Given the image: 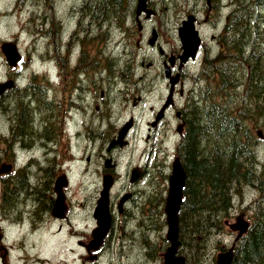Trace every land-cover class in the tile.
<instances>
[{
	"label": "flooded vegetation",
	"instance_id": "af4514ba",
	"mask_svg": "<svg viewBox=\"0 0 264 264\" xmlns=\"http://www.w3.org/2000/svg\"><path fill=\"white\" fill-rule=\"evenodd\" d=\"M22 1L19 0L20 5ZM41 1L47 3L45 9L49 6L48 16L46 10L42 16L48 23L45 31H41L47 38L46 52L42 54L45 67L27 73L8 69L0 79L13 82L0 92V108L6 116L3 139L7 144L0 163V248H5L0 264H12L5 254L7 241L2 243L8 230L19 228L35 233L46 222H58L60 230L64 224L70 230L73 227L68 186L62 189L61 215L53 214L57 196L53 176L64 167L58 162L63 147L69 148L75 157L82 154L79 141L90 137V123L98 125L95 131L101 139L109 141L107 149L111 153L134 141L141 156L147 154L148 158L144 163L131 161L123 167L121 197L113 190L121 177L120 160L103 162L101 189L104 175L112 177L110 226L98 239L99 223L92 212L94 223L78 240L82 250L78 264H114L117 251L137 252L143 263L163 264L161 253L168 240L163 232L158 235L157 227L151 224L153 171L162 170L167 185L171 170V160L166 158L170 153L169 142H175L176 152L185 129L186 100L197 92L206 62L221 48L218 36L223 33L233 2L147 0L144 9L138 10L136 3L129 7L121 23H111L106 33L103 19L96 21L90 16L84 0H72L64 9L59 7L60 0ZM183 28L198 38L193 54L184 53ZM47 64L50 66L46 67ZM115 91L123 97L121 105L119 102L117 105L120 95L113 94ZM157 96L158 102H152L151 98ZM136 109L151 114L145 124L138 121ZM143 126L145 135L141 134ZM142 137L146 143L139 148ZM73 139L78 149L71 142ZM151 141L159 144L155 149L159 158L151 157L153 150L148 151ZM105 146L101 144L98 153L108 158L112 154L102 151ZM88 147L89 144L84 146L85 154ZM46 172L52 174L50 181L44 178ZM144 186H150L148 196ZM248 224L247 221L245 229ZM165 225L163 222L162 229ZM72 234L69 232L70 238ZM52 264L71 263L52 261Z\"/></svg>",
	"mask_w": 264,
	"mask_h": 264
},
{
	"label": "trees",
	"instance_id": "16d2710c",
	"mask_svg": "<svg viewBox=\"0 0 264 264\" xmlns=\"http://www.w3.org/2000/svg\"><path fill=\"white\" fill-rule=\"evenodd\" d=\"M232 2L218 36L221 48L206 62L197 92L186 100L185 129L176 148L187 174L179 210L187 264H201L212 244L222 249L224 220L238 205L246 208L242 200L250 184L262 195L252 202L247 229L233 240L232 264H264V162L257 151L264 143V0ZM135 3L84 0L87 13L103 19L106 27L121 23ZM51 176L46 172L44 178ZM165 176L162 170L154 174L149 200L151 224L160 228L166 223Z\"/></svg>",
	"mask_w": 264,
	"mask_h": 264
},
{
	"label": "rangeland",
	"instance_id": "374dc122",
	"mask_svg": "<svg viewBox=\"0 0 264 264\" xmlns=\"http://www.w3.org/2000/svg\"><path fill=\"white\" fill-rule=\"evenodd\" d=\"M71 2L72 0H60L59 7L64 9L67 5L71 4ZM46 4L47 3L41 0H23L21 5L19 0H0V79L5 76L8 69H20L23 73H27L33 69L45 67L42 65V54L46 52L47 38H44L41 35V31H45V26L48 23L47 20L42 19L45 10L46 15L48 16L49 14V6L45 9ZM41 20H43V23H41ZM5 40L16 41L18 49L22 55L24 54L23 61L14 68L9 66L1 48V45ZM49 66L50 65L47 64L46 67ZM115 93L116 91L113 94ZM116 95L120 94L116 93ZM117 98V105L118 102L121 105L123 97L120 95L117 96ZM151 101L158 102V96L151 98ZM116 111L118 113L120 112L119 107L116 108ZM135 111L137 112L138 121H141L144 124L151 116L149 113H141L138 109ZM123 112L126 113V111H122V113ZM5 124L6 116L3 114L2 108H0V163L1 159L4 158V149L7 147V144L3 139ZM144 126L142 127V135H145ZM96 128L98 129V125L96 124L90 123L88 125V132L91 138L85 137L86 139L82 138L79 141V147L83 150L79 157L72 155L70 149L67 147L61 149L62 154L58 157V162L64 167L60 168L53 176V179H56L65 172L68 178L67 201L72 204L71 219L73 227L70 230V226L64 224L62 230H60L58 222L53 224H48V222H46L42 223L39 231L35 233H26V230L21 231L19 228L8 230L7 236L3 237L2 243L7 241L5 245L7 246L8 251L5 254L12 264H52V261H56L57 263L61 261L78 264V262H80L78 257L82 254V250L78 247V240L82 238V235L85 232L88 233L86 230H90L94 223L91 215L93 212V202L96 201L95 198L99 195V191L101 190L103 162L108 160L112 163L114 162V159L120 160L121 177L113 189L115 194H120V197L123 194V189L121 188L123 183L122 180L125 178L123 167L131 161L134 164L138 161H142L143 163L146 162L145 160H147L148 155L145 154L141 156V150L134 147V141H131V143L125 147H120L119 150H116L113 153L108 151L107 148L110 145L109 141L101 139L95 131ZM173 129L174 128H172L170 132H172ZM144 139L145 137H142L140 142L141 146L139 148H143L145 145L146 142ZM71 142L76 144L77 149L79 148L75 139ZM169 143L170 153L166 151L168 153L166 158H170L172 161L175 156V151H173L175 142ZM63 144L66 145L67 141H63ZM87 144H89V147L85 154L84 146H87ZM101 144L106 145L104 148L102 147V151L107 152L109 155L112 154V156L106 158L105 155L103 156L98 153ZM158 147L159 144L156 141L148 143V151L153 150L151 157H160V153L158 152L156 154L157 151L155 150ZM257 151L261 160L264 162V143L258 145ZM154 174L156 173L153 171V181ZM144 189L147 190L145 196H148L150 191L153 190V188L150 190V186H144ZM257 189L258 187L251 184L245 187L242 203H244V201L246 202L244 204L246 208L241 211L238 205L234 208L233 214L225 218V226L220 231L221 233L219 235L222 249L215 248V245L213 244L210 245L201 264H216L218 253L232 247L235 236L244 231L247 221L249 222L250 219L249 213H251V206L255 204L252 202H254L255 198H260L262 195V191ZM138 196H140V194H138ZM138 196L136 197L138 198ZM141 197H144V194ZM141 200L144 201L145 199L141 198ZM85 217L88 218L85 219ZM69 232L73 233L71 238L68 235ZM162 232L166 236V225L163 229L157 227V234L161 235ZM208 246L209 244L207 245V248ZM4 252L5 248H0V260L1 255ZM119 252L120 251L114 253V264H155L153 261L147 263L141 262V260L138 259L140 256L139 254L137 257V252H129L127 254H119ZM162 254L163 252L161 255Z\"/></svg>",
	"mask_w": 264,
	"mask_h": 264
},
{
	"label": "water",
	"instance_id": "95a60500",
	"mask_svg": "<svg viewBox=\"0 0 264 264\" xmlns=\"http://www.w3.org/2000/svg\"><path fill=\"white\" fill-rule=\"evenodd\" d=\"M138 10L146 7L147 0H137ZM181 36L184 41L185 55L195 53L198 47V38L192 35L188 28L181 30ZM2 49L11 66L18 63L21 54L18 50L17 43L11 40L2 43ZM12 81L0 82V92L10 87ZM186 171L179 157H175L172 162V171L168 179V190L165 202V213L167 219V237L170 245L164 253V264H186L185 257L177 254L181 241L179 239V210L183 202L184 188L186 185ZM67 184L65 176H60L56 180L57 196L53 207L54 215H61L64 206L63 186ZM112 185V177L104 175L103 188L97 201L94 211L95 218L98 219L99 226L96 230V236L99 237L110 226L111 213L109 209L110 187ZM233 250L220 252L217 256V264H232Z\"/></svg>",
	"mask_w": 264,
	"mask_h": 264
},
{
	"label": "bare ground",
	"instance_id": "6f19581e",
	"mask_svg": "<svg viewBox=\"0 0 264 264\" xmlns=\"http://www.w3.org/2000/svg\"><path fill=\"white\" fill-rule=\"evenodd\" d=\"M61 15V14H60ZM59 16V15H58ZM61 17V16H60ZM70 22V21H69ZM71 24V23H70ZM255 147V146H254Z\"/></svg>",
	"mask_w": 264,
	"mask_h": 264
}]
</instances>
